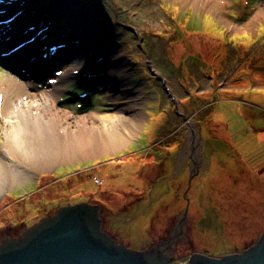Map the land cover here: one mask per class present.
<instances>
[{
	"label": "rangeland",
	"instance_id": "obj_1",
	"mask_svg": "<svg viewBox=\"0 0 264 264\" xmlns=\"http://www.w3.org/2000/svg\"><path fill=\"white\" fill-rule=\"evenodd\" d=\"M39 13L59 30L46 34ZM2 19L0 30L18 39L0 44V101L34 109L47 95L71 118L120 116L127 141L56 160L52 151L43 169L6 145L0 115L10 161L0 155V242L59 208L94 203L99 189L137 192L132 205L107 196L117 212L102 213L103 225L119 245L149 249L183 222L171 264L241 252L264 233V0H0ZM102 124L87 126L101 133Z\"/></svg>",
	"mask_w": 264,
	"mask_h": 264
},
{
	"label": "water",
	"instance_id": "obj_2",
	"mask_svg": "<svg viewBox=\"0 0 264 264\" xmlns=\"http://www.w3.org/2000/svg\"><path fill=\"white\" fill-rule=\"evenodd\" d=\"M190 159L191 181L198 169L195 157ZM101 211L99 205L89 203L59 208L19 236L2 240L0 264H171L175 245L164 249L168 239L146 250L119 245L103 230ZM187 212L183 211L182 220ZM183 264H264V233L241 252L219 257L193 254Z\"/></svg>",
	"mask_w": 264,
	"mask_h": 264
},
{
	"label": "bare ground",
	"instance_id": "obj_3",
	"mask_svg": "<svg viewBox=\"0 0 264 264\" xmlns=\"http://www.w3.org/2000/svg\"><path fill=\"white\" fill-rule=\"evenodd\" d=\"M4 22L5 19H2L0 24ZM73 27L75 26L73 25ZM43 36L45 37L44 33ZM17 39L18 37L15 36L9 38L5 31L0 30L1 45L6 44L8 40H11L9 43H12ZM29 56L33 59L34 63L39 62V60L36 61L37 58L34 53L31 55L29 54ZM24 73H26V70H24ZM69 75L70 73L68 71L60 72L57 75L55 78L54 90L50 95L58 88L61 81H66ZM2 98H4L3 94ZM39 98L41 100V107L37 105V108L34 109L28 107L25 99H18L13 106H8V103H6L7 98L0 101V115L3 119L2 122L6 125L3 133L5 143L6 145L10 143L15 151L17 150L20 152L18 158H22L23 162L26 164L31 162L33 164L36 162L40 164L45 163L43 158L52 151L53 158L51 160H56L57 157L60 158L61 155L63 156L70 151L72 154H69V156L77 157L82 153L83 149L85 150L98 146L115 147L127 141V137L125 136L127 130L123 129V132H119V129L116 127V122H121L120 116H97L95 114H90L86 117L71 118L68 112L65 111V113H62L56 109L51 96L40 95ZM67 119L81 123L82 129L78 128L77 133L70 132L69 127H64L63 125L64 120ZM97 121H102L108 126L106 128L103 126L104 124H102L101 133H97V130L94 131L87 126V124L93 125L94 122L96 123ZM22 133L23 136H21ZM195 140L197 142L196 138ZM190 143L191 141L189 140V144ZM7 151V147H5L3 150H0V155L6 157L5 159L8 160ZM56 163L57 162L54 161L48 164L54 166ZM46 164L47 163L42 164L41 168H49ZM182 228L183 222H179L172 233V239L163 246L164 249L165 247L170 248L172 245H176L178 237L181 235ZM10 238L9 236L4 237V239Z\"/></svg>",
	"mask_w": 264,
	"mask_h": 264
},
{
	"label": "trees",
	"instance_id": "obj_4",
	"mask_svg": "<svg viewBox=\"0 0 264 264\" xmlns=\"http://www.w3.org/2000/svg\"><path fill=\"white\" fill-rule=\"evenodd\" d=\"M39 10V9H38ZM36 17V19L37 20H39L40 21V23L41 24H49V28H48V30H47V32H46V34L48 33V32H51V29H53V32L52 33H54V32H57L58 30H59V27H56V28H51L50 27V25H52L51 24V21L49 22V19L45 16V13H39L37 16H35ZM59 20H61L60 18L58 19V21ZM61 22H62V20H61ZM49 34V33H48ZM57 49H56V51L59 49L58 47H56ZM53 50H54V48H52ZM55 51V50H54ZM147 161H148V165L149 166H152V169H154V170H157V171H161L162 173H163V171H165L166 169H165V166H166V162L165 161H155V160H150V159H147ZM129 165L128 164H126L125 165V167H128ZM103 167H105V166H103ZM100 168H102L101 166H100ZM99 167H98V169H100ZM159 173V172H158ZM160 175V174H159ZM162 177V176H161ZM42 182L41 183H43L44 182V180L42 179L41 180ZM79 182V181H78ZM78 182H75L74 184V186H73V188L74 189H76L77 187H80L81 185H79L78 184ZM197 184V183H196ZM196 184H195V186H196ZM193 186V185H192ZM190 187V193H192L193 192V187H195V186H193V187ZM70 189H72V187H70ZM74 189H73V191H74ZM72 191V190H71ZM73 193H75V192H73ZM81 193V191H79V194ZM122 193V194H121ZM120 194L122 195L121 197H120ZM192 194H194V193H192ZM113 196V197H116L117 198V200H122L121 202H128L130 205H132V203H134L133 202V200L131 199L132 198V196L133 197H137V192H132V195L131 194H129V195H124V193L123 192H121V191H119V190H117V189H107V190H101V189H99L98 191H97V193L95 194H90V195H88V197L90 198V200L92 199V201L94 202V203H92V204H96V205H99L100 207H101V218L103 219V221L105 222V220H104V217H103V215H102V213H105V212H110V213H114V212H117V209H116V206H114V204H111V202H110V200L107 198V196L108 197H110V196ZM96 196H98V198H100V199H98V198H95ZM125 196H127V197H125ZM126 199H128V200H126ZM88 203H90V201L88 202ZM185 204H186V202H185ZM129 205V206H130ZM129 206H127V205H124L123 206V208H124V210H128L129 209ZM190 207H191V209H192V214H191V216H199V213L201 212V210H200V208H198L197 207V204H196V202H191L190 204H189V208L188 209H190ZM189 211V210H188ZM195 214V215H194ZM220 215H221V220H222V222H224L225 221V219L223 218V214H221L220 213ZM171 223V222H170ZM165 238V237H164ZM164 238H162V239H164ZM157 243H159V241L157 242ZM156 243V244H157ZM155 244V245H156ZM254 244V242L250 245V246H252ZM154 245V246H155ZM249 246V247H250Z\"/></svg>",
	"mask_w": 264,
	"mask_h": 264
},
{
	"label": "flooded vegetation",
	"instance_id": "obj_5",
	"mask_svg": "<svg viewBox=\"0 0 264 264\" xmlns=\"http://www.w3.org/2000/svg\"><path fill=\"white\" fill-rule=\"evenodd\" d=\"M41 218V217H40ZM105 222L103 221V224H104ZM105 225V224H104ZM104 225H103V230L105 231V229H104Z\"/></svg>",
	"mask_w": 264,
	"mask_h": 264
}]
</instances>
